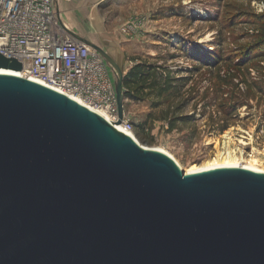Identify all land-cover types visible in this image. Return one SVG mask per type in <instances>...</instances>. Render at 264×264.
<instances>
[{"label": "water", "instance_id": "water-1", "mask_svg": "<svg viewBox=\"0 0 264 264\" xmlns=\"http://www.w3.org/2000/svg\"><path fill=\"white\" fill-rule=\"evenodd\" d=\"M116 73L118 121L124 70ZM0 54V264H264V173L184 171Z\"/></svg>", "mask_w": 264, "mask_h": 264}, {"label": "rangeland", "instance_id": "rangeland-1", "mask_svg": "<svg viewBox=\"0 0 264 264\" xmlns=\"http://www.w3.org/2000/svg\"><path fill=\"white\" fill-rule=\"evenodd\" d=\"M98 11L100 35L92 40L125 74L148 62L189 77L158 107L153 99L126 100L143 146L166 151L184 170L223 152L234 150L245 162L264 152V61L238 64L255 30L245 18L262 13L263 0H104ZM130 23L133 30L124 33ZM212 49L226 58L220 66L193 57Z\"/></svg>", "mask_w": 264, "mask_h": 264}, {"label": "built area", "instance_id": "built-area-1", "mask_svg": "<svg viewBox=\"0 0 264 264\" xmlns=\"http://www.w3.org/2000/svg\"><path fill=\"white\" fill-rule=\"evenodd\" d=\"M56 1L0 0V54L22 62L17 75L64 93L133 132L126 112L117 124L114 69L76 38L58 14ZM133 28L130 23L122 31L130 33Z\"/></svg>", "mask_w": 264, "mask_h": 264}, {"label": "trees", "instance_id": "trees-1", "mask_svg": "<svg viewBox=\"0 0 264 264\" xmlns=\"http://www.w3.org/2000/svg\"><path fill=\"white\" fill-rule=\"evenodd\" d=\"M264 1V0H263ZM250 25L255 27L254 34L250 35L252 41L250 45L241 50L239 65L246 64L248 68L256 62L264 61V11L253 15L251 18H245ZM232 54L229 59L234 60ZM201 65L220 66L226 61L223 53L216 49L208 50L205 55H193ZM191 72V70H189ZM181 71H173L168 66L143 62L133 66L125 74L124 98L126 100L144 101L153 99L154 107L163 103L165 97L179 93L189 82V77H180ZM264 80V79H263ZM264 92V89H263ZM177 120V118H176ZM145 124H140V129H144Z\"/></svg>", "mask_w": 264, "mask_h": 264}, {"label": "crops", "instance_id": "crops-1", "mask_svg": "<svg viewBox=\"0 0 264 264\" xmlns=\"http://www.w3.org/2000/svg\"><path fill=\"white\" fill-rule=\"evenodd\" d=\"M104 0H57L58 14L75 36L92 40L100 35L98 7ZM95 43V42H94Z\"/></svg>", "mask_w": 264, "mask_h": 264}, {"label": "bare ground", "instance_id": "bare-ground-1", "mask_svg": "<svg viewBox=\"0 0 264 264\" xmlns=\"http://www.w3.org/2000/svg\"><path fill=\"white\" fill-rule=\"evenodd\" d=\"M3 71L5 70H0V72H3ZM99 113L102 114L101 112ZM116 127L119 130L124 131L127 134L135 137L132 131L125 130L121 125H117ZM154 149H158L168 154L178 164V162L173 158V156L167 153L166 151L161 150L159 148H154ZM260 156L264 157V152L257 153L256 155H252L249 161L245 162V158L243 157V155L242 154L239 155L236 151L233 150V151L219 153L215 159L207 161L206 163L202 165L195 164L191 166L190 168H188L187 170H184L179 164L178 165L187 173L205 171V170H210V169L219 168V167H243L246 169L264 173V166H263L264 161L262 158H260Z\"/></svg>", "mask_w": 264, "mask_h": 264}]
</instances>
